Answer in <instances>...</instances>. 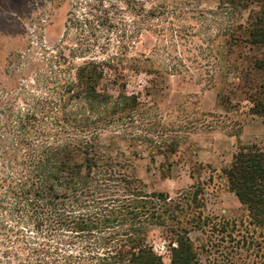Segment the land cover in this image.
Wrapping results in <instances>:
<instances>
[{
  "label": "trees",
  "instance_id": "16d2710c",
  "mask_svg": "<svg viewBox=\"0 0 264 264\" xmlns=\"http://www.w3.org/2000/svg\"><path fill=\"white\" fill-rule=\"evenodd\" d=\"M217 2L253 13L246 27L239 23L228 35L233 44L259 51L252 69L262 80L246 73L244 83L251 84L244 92L250 114L264 117V0ZM72 15L53 48L41 45L39 57L6 59L8 74L0 81V264H164L149 232L167 227L182 207L168 192L149 190L137 174L139 147L155 136L133 132L141 102L127 94L124 79L125 72L151 70L137 63L121 69L118 57L88 58L93 44L84 39L71 45ZM177 144L165 147L173 153ZM159 154L167 158L166 150ZM222 176L251 223L264 227V151L239 144ZM194 185L180 193L195 188L193 197L202 194ZM197 209L191 225L203 234L224 224L205 214L202 202ZM170 232L175 246L169 264H200L189 231Z\"/></svg>",
  "mask_w": 264,
  "mask_h": 264
},
{
  "label": "rangeland",
  "instance_id": "374dc122",
  "mask_svg": "<svg viewBox=\"0 0 264 264\" xmlns=\"http://www.w3.org/2000/svg\"><path fill=\"white\" fill-rule=\"evenodd\" d=\"M249 10L224 9L217 0H0V81L9 56L39 57V46L58 43L69 12L75 21L71 45L93 44L87 57H118L121 69L137 63L151 70L128 71L124 79L127 94L141 102L133 132L155 136L139 147L137 174L149 190L168 191L182 207L167 227L149 232L164 264L175 246L170 230L177 228L189 231L200 264H264V227L251 223L221 174L239 144L264 151V117L250 114L244 92L251 84L244 83L246 73L262 80L252 69L259 51L233 44L228 35L239 23L246 27ZM171 142L178 143L173 153L165 147ZM189 175L202 194L193 197L195 188L180 193ZM201 202L223 226L216 223L204 234L192 227Z\"/></svg>",
  "mask_w": 264,
  "mask_h": 264
},
{
  "label": "crops",
  "instance_id": "0c3cea01",
  "mask_svg": "<svg viewBox=\"0 0 264 264\" xmlns=\"http://www.w3.org/2000/svg\"><path fill=\"white\" fill-rule=\"evenodd\" d=\"M257 147V146H256ZM237 149H238V146L233 150V152H232V154H231V158H230V160L228 161V163L227 164H225V165H223L222 167H221V174H222V170L224 169V168H227V167H229L230 166V164H231V162H232V160H233V155H234V153L237 151ZM261 150V149H260ZM199 155V154H198ZM163 156V155H162ZM200 156V155H199ZM198 156V157H199ZM164 157V156H163ZM200 161H198V162H203V163H207V165L208 164H210L211 165V163H209V162H207V161H202V159L203 158H198ZM214 168V167H213ZM209 177H211V175H209ZM223 178H225V177H223ZM189 179H190V181H191V183L190 184H188L187 186H186V188L188 189L189 187H191V185H193L195 182L193 181V178L191 177V175H189ZM226 180V179H225ZM154 191H166V190H157V189H153ZM230 191V190H229ZM166 192H168V191H166ZM231 192V191H230ZM231 193H233V192H231ZM234 194V193H233ZM235 195V194H234ZM235 197H236V195H235ZM237 198V197H236ZM237 200H238V198H237ZM238 202H239V200H238ZM239 204L242 206V204L239 202Z\"/></svg>",
  "mask_w": 264,
  "mask_h": 264
}]
</instances>
